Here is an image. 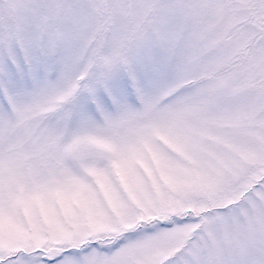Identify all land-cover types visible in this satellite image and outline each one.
Wrapping results in <instances>:
<instances>
[{
    "label": "snow or ice",
    "instance_id": "snow-or-ice-1",
    "mask_svg": "<svg viewBox=\"0 0 264 264\" xmlns=\"http://www.w3.org/2000/svg\"><path fill=\"white\" fill-rule=\"evenodd\" d=\"M0 264H264V0H0Z\"/></svg>",
    "mask_w": 264,
    "mask_h": 264
}]
</instances>
